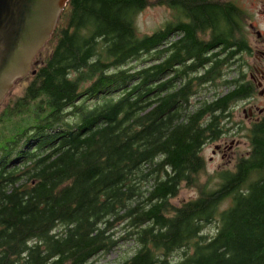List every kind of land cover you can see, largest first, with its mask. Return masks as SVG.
<instances>
[{
  "label": "trees",
  "instance_id": "16d2710c",
  "mask_svg": "<svg viewBox=\"0 0 264 264\" xmlns=\"http://www.w3.org/2000/svg\"><path fill=\"white\" fill-rule=\"evenodd\" d=\"M144 6L69 0L0 102V264H92L125 237L137 246L118 264H264V116L235 168L199 181L204 145L254 90L242 12L184 0L140 35ZM184 184L199 194L175 203Z\"/></svg>",
  "mask_w": 264,
  "mask_h": 264
},
{
  "label": "rangeland",
  "instance_id": "374dc122",
  "mask_svg": "<svg viewBox=\"0 0 264 264\" xmlns=\"http://www.w3.org/2000/svg\"><path fill=\"white\" fill-rule=\"evenodd\" d=\"M257 8H255V12H257ZM177 15H179V11L177 9L176 11H170V9L166 6L151 4L136 16L137 30L140 35L152 33L156 29L165 26L167 21L177 19ZM254 17L258 18L259 15L256 14ZM260 19L262 20V25H264V20L261 17ZM143 57H146L150 62L154 60V58H152V55H146ZM139 63L145 62L141 60L138 62V64ZM234 70L235 68L231 69L230 76L232 74H235ZM28 80L29 77L21 80L19 83L15 82L13 87L11 88L8 98L13 100L18 95H20L23 92ZM213 87L214 86H211L207 94L214 91ZM220 88H224V85H220ZM203 93H205V91ZM249 105L250 104L245 101V99L238 100L232 107L233 120L229 124H233L231 125L232 127L229 129V131L225 133L222 138H219L217 140H210L204 145L202 153L206 158V169L199 174L200 182H208L209 187L215 186L216 183L220 180V177L217 173L218 170H222L224 168L234 169L238 158L242 155L248 154L250 150L249 127L253 122V118L251 119L248 116V111H245L244 108H248ZM1 106L0 111L2 109ZM217 144H221L223 146V149L217 148ZM198 194L199 189L196 185L191 186L184 184L178 196L173 198V201L175 203H179L183 200L195 197ZM228 203L229 199L226 200L224 204L226 205ZM214 228L215 226L211 224L206 228V231H212L214 230ZM119 229L117 231L118 235L120 234ZM136 246L137 243L133 238H122L119 243L113 248L102 251L94 256L92 264H118L129 255H131L134 252Z\"/></svg>",
  "mask_w": 264,
  "mask_h": 264
},
{
  "label": "water",
  "instance_id": "95a60500",
  "mask_svg": "<svg viewBox=\"0 0 264 264\" xmlns=\"http://www.w3.org/2000/svg\"><path fill=\"white\" fill-rule=\"evenodd\" d=\"M67 1L0 0V102L31 70Z\"/></svg>",
  "mask_w": 264,
  "mask_h": 264
},
{
  "label": "flooded vegetation",
  "instance_id": "af4514ba",
  "mask_svg": "<svg viewBox=\"0 0 264 264\" xmlns=\"http://www.w3.org/2000/svg\"><path fill=\"white\" fill-rule=\"evenodd\" d=\"M208 1L228 2L238 6L242 12V31L245 35L246 49L241 50L238 62L244 70L246 80L254 83V90H252L245 98V101L250 105L248 108H244V110L248 111V116L251 119L253 118L252 121L257 120L264 116V25H262V20L260 19L261 17L264 20V0ZM140 2L145 4V6L139 11V13L151 4L163 5L168 7L170 11H176V9L178 10L176 5L184 3V0H140ZM255 8H257V12H255ZM256 14L259 15L258 18L254 17ZM180 16L184 22L189 20V17L184 14ZM177 36H179L178 33L174 38ZM216 147L223 149L221 144H217Z\"/></svg>",
  "mask_w": 264,
  "mask_h": 264
}]
</instances>
